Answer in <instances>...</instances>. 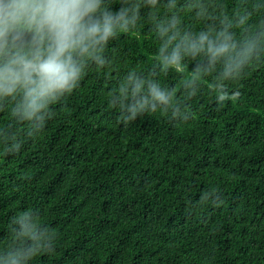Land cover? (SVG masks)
I'll return each mask as SVG.
<instances>
[{"label":"trees","instance_id":"16d2710c","mask_svg":"<svg viewBox=\"0 0 264 264\" xmlns=\"http://www.w3.org/2000/svg\"><path fill=\"white\" fill-rule=\"evenodd\" d=\"M109 56L42 133L0 145V240L33 209L58 236L35 264H264V63L217 99L209 80L185 95L191 63L154 64L147 26ZM129 68L174 88L180 112L122 123L107 97Z\"/></svg>","mask_w":264,"mask_h":264},{"label":"clouds","instance_id":"9594fccd","mask_svg":"<svg viewBox=\"0 0 264 264\" xmlns=\"http://www.w3.org/2000/svg\"><path fill=\"white\" fill-rule=\"evenodd\" d=\"M152 33L154 64L193 69L186 96L209 80L217 99L257 63H264V0H0V145L19 146L20 130L36 136L54 107L95 67L110 66L122 34ZM124 124L145 114L180 112L174 88L129 68L107 97ZM57 233L33 209L17 212L0 240V264H35L53 254Z\"/></svg>","mask_w":264,"mask_h":264}]
</instances>
